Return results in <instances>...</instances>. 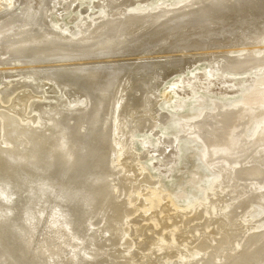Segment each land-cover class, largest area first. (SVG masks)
<instances>
[{
    "label": "bare ground",
    "instance_id": "1",
    "mask_svg": "<svg viewBox=\"0 0 264 264\" xmlns=\"http://www.w3.org/2000/svg\"><path fill=\"white\" fill-rule=\"evenodd\" d=\"M53 1L0 0V64L22 66L0 90V264H264V0H105L81 8L77 37L50 21ZM202 60L209 76L261 74L244 100L187 113L211 168L189 177L208 182L183 207L138 163L114 161L134 129L167 120L154 105L174 93L164 74ZM161 137L172 160L177 135Z\"/></svg>",
    "mask_w": 264,
    "mask_h": 264
},
{
    "label": "rangeland",
    "instance_id": "2",
    "mask_svg": "<svg viewBox=\"0 0 264 264\" xmlns=\"http://www.w3.org/2000/svg\"><path fill=\"white\" fill-rule=\"evenodd\" d=\"M95 1L97 2L98 0H78L77 1L78 3L75 2L74 5L71 7V9H73L77 4L81 3V5L77 6V9L75 12L72 11L71 9H69V10L65 9V6H64L65 2L56 3V2H58L57 0L53 1L54 3L51 2L52 4L51 3L50 4L51 5H53V4L58 5L59 7L57 6V7H54L55 9L53 8L51 15H50V21L52 22L53 25H56L57 20H58L57 18H59V16L61 15L60 18L64 24V27H67V29H70V32H68L67 34H69V36L72 35V37H77L80 35L79 24H80V20H82V16L80 15V13H82L80 11L81 8L83 10L87 7H89V8L93 7V5H95V4L96 5L100 4V5L106 6L105 0H101V1L99 0L98 3H96ZM103 1H104V3H102ZM161 1H163L165 3L170 2V0H161ZM171 1H172V3H175L176 1L181 3V2H184L185 0H171ZM157 3H158V0H149L146 7H153L154 8V7H156ZM22 5L20 4V2H18V3H16V8L22 7ZM60 6H61V11L59 9ZM5 7L6 6L4 4L2 6V8H0V11H3L5 9ZM90 11H92L93 17H97V16H100V14H102L103 8H101V7H99L98 9L93 8ZM75 16H77V19L71 21L72 18ZM88 18L90 20L92 19L90 17H88ZM238 51L240 53H237V55L245 53L244 50H238ZM262 52L263 51L259 50L258 54H262ZM17 65H18V67L21 66L20 64L14 65L12 63L7 65V66H5L4 64H2V65L0 64V69L3 67H5V68L9 67V69L12 68V70H10V71H11V73H13V76L10 77L9 80L7 79V81H6V79H0V81H1L0 82L1 83L0 84V90L4 87V84H3L4 81L9 83L11 81L21 79L20 76L22 74H19V72L21 70L13 68L14 66H17ZM211 68H212L211 64L208 61L202 60L194 67V69L191 72H189V73L188 72L187 73L182 72L181 74H177L175 79H173L175 73H171V70L169 69L168 70L169 72L168 71L166 72V73H168V75L164 74L166 77L160 79V81H162L161 83L164 84L165 83L164 80H166L167 84H171V85H168V88H170L171 90L174 88V90H173L174 93H172V95L171 94L169 95V93H166L165 94L166 96L164 95L165 97L163 96V98H161L158 101L156 100V102H154V105H156L155 109L159 111L157 113L159 114L161 112H164L165 114H167V116H168L167 120H165L164 122L163 121L159 122L158 120H156V117H155L154 123H156V124L154 125V129L152 131H150V133L148 132V130H145V129H136V130L134 129L132 131V137L133 138H132V143L130 145L131 151H129V153L131 152L129 154L130 156L127 154L126 155L122 154V152H124V147H122V146H120V150H118V153H117L118 155L116 154L117 156H115L114 164H116V165L119 164L118 166H120V167H122V165H124V163H126V161L128 163H129V161L131 163L132 162L138 163V165H140V167H141V169H140L141 171L139 170L138 173H142L143 170H146V172L149 174L148 176L151 177L152 180L157 179V181L159 183L158 185L160 186V188H158V190L162 188L166 191H171L172 198H174L175 201L178 204L182 205L183 207L187 206V204L190 201L199 197L203 193L202 185H204V184L206 185L208 180L207 179H201V177H197V176L205 175L207 173L208 169L210 171V168H211L209 165H207L206 167H204L206 169L208 168L206 171V170H204V168L202 166L201 167L198 166V165H201L199 163V161H200L199 157L201 158L203 151L205 149L200 148V145L202 144L201 141H200L201 143H199L197 138L195 139L192 134L186 135L185 131L183 130L185 127H187V125L190 124V123H187V125H186V119L192 118V116L188 115L187 113L191 112V111L196 112L199 110H213L214 108L217 109V105H220L218 107L224 109L225 107H229L236 100H244L248 96L247 92H249L252 89V87H253L252 85H254V83H255L254 80H255V77L257 78L256 75L261 74V73L257 74V72L260 71V68L259 69L254 68L253 69L254 71L252 70L253 72H251V70H249L247 72H241V73L238 72V73H234V74L226 72L227 75L225 74V72H222L221 70H220L221 72L213 70L212 75H210V76L208 73L206 74V72H203L204 70L211 69ZM262 73H264V71H262ZM17 74H19V75H17ZM204 81L205 82L208 81V83H204ZM228 86H230V87H228ZM47 87L48 88H46V93H44V95L42 93H40L38 95V98L39 99L41 98L40 102H41V104L43 103L42 104L43 108L51 109V107H52L51 104L52 105L55 104L54 99H53V96L55 94H53V92L50 90L51 89L50 86H47ZM1 97L2 96L0 94V100L2 101L3 97L2 98ZM216 101H218V102H216ZM75 102H76L75 105L78 106V105H80L81 100H77V101L75 100ZM2 103H3V101H2ZM3 105L5 106L7 104L3 103ZM195 108H196V110H195ZM160 109H161V112H160ZM35 115H36V113H35ZM250 129L251 128H249V130ZM181 131H183V132H181ZM156 133H158L160 136L157 135V137H156ZM172 135L173 136L177 135L178 139H177L176 143L178 145L176 146L177 148L175 151L174 158L172 160L167 161L164 159V157L162 156V154H160V152L158 150L160 149L161 146L164 147V145L167 146L170 144L168 141H165V139L162 140L161 136H163L164 138H167V139H171V137H173ZM188 135H190V136H188ZM190 137H192V138H190ZM160 139H161V141H160ZM194 139L197 141H195ZM166 142L169 144H167ZM117 144L120 145V143H117ZM132 146H133V148H132ZM170 147L171 146H169L168 148L171 149L172 147L171 148ZM204 147H205V145H204ZM157 151H158V153H157ZM120 153L123 155L122 157H121ZM136 153L137 154L139 153L138 156L136 155ZM139 156L142 157L143 159L139 158ZM123 157L125 158V160ZM202 161H203V159L201 160V162ZM211 171H212V169H211ZM192 173H197L198 175L195 176L194 180H192V182H191L189 180V177L192 175ZM145 175H147V174L145 173ZM215 177H216L215 178L216 182L218 180L221 181L220 176H215ZM207 186L208 187L210 186V182ZM263 211H264V209H263ZM250 214L248 213V215L245 216L246 219L249 218ZM263 216H264V214H263ZM263 230H264V228H263ZM179 264H181V263H179Z\"/></svg>",
    "mask_w": 264,
    "mask_h": 264
},
{
    "label": "water",
    "instance_id": "3",
    "mask_svg": "<svg viewBox=\"0 0 264 264\" xmlns=\"http://www.w3.org/2000/svg\"><path fill=\"white\" fill-rule=\"evenodd\" d=\"M264 108V107H263ZM257 110V112H258V109H256ZM255 112V111H254ZM251 116V115H250ZM254 141V140H253Z\"/></svg>",
    "mask_w": 264,
    "mask_h": 264
}]
</instances>
